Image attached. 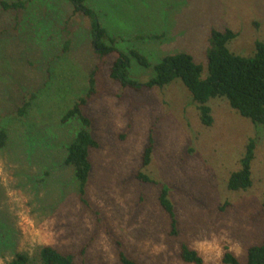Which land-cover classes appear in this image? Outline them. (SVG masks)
Instances as JSON below:
<instances>
[{"label":"rangeland","instance_id":"374dc122","mask_svg":"<svg viewBox=\"0 0 264 264\" xmlns=\"http://www.w3.org/2000/svg\"><path fill=\"white\" fill-rule=\"evenodd\" d=\"M87 6L119 52L134 49L148 59L150 67L130 62V78L140 84L178 53L193 56L206 77L213 29L235 31L229 48L241 56L264 42V0H88ZM74 11L69 0H29L17 11L0 3V130L9 137L0 148V264L19 253L39 264L45 245L74 255L75 264H120V251L138 264H189L180 254L184 244L202 264H223L226 252L246 262L247 249L264 242V126L224 98L210 100L214 122L202 124L180 80L140 91L112 80L118 53H96L90 20ZM95 68L96 92L83 112L99 147L90 153L84 204L75 170L65 164L82 122L63 118L88 96ZM25 101L31 106L20 115ZM251 139L253 185L231 191L229 178ZM164 187L177 236L159 201Z\"/></svg>","mask_w":264,"mask_h":264},{"label":"trees","instance_id":"16d2710c","mask_svg":"<svg viewBox=\"0 0 264 264\" xmlns=\"http://www.w3.org/2000/svg\"><path fill=\"white\" fill-rule=\"evenodd\" d=\"M29 0L14 2L0 1L5 11L22 10ZM73 3L75 14H82L91 22L92 46L101 57L118 53L110 77L120 82L125 87L140 91L143 88L164 87L175 80H180L190 92L193 102L199 111L200 120L206 126L213 125L212 109L208 105L210 100L224 98L229 105L243 118L252 121L255 125L264 126V42L256 43V52L252 56H241L231 51L229 44L236 39L237 33L232 29L211 31L210 48L207 54V75L204 77L205 67L197 63L188 53H178L166 56L155 66L156 76L146 83L140 84L130 78L129 69L131 59H135L141 66L150 67L148 59L137 50L128 53L119 52L116 40L111 37L107 29L99 22L95 12L87 6L88 0H69ZM157 38V37H156ZM108 41V43H107ZM95 68L90 76L88 96L79 98L63 118L64 122L70 119H79L82 128L68 148L65 164L75 170L79 183V193L82 203L87 204L86 187L92 169L90 161L91 150L99 147L98 141L91 133V120L84 115L87 100L96 92ZM31 106L30 101H25L19 114L23 115ZM8 133L0 130V148L6 146ZM154 148L153 140L145 150L143 166L147 167L151 161ZM256 142L251 139L247 150L241 159V167L231 174L228 189L231 191H246L252 187V162L255 159ZM139 179L149 182V177L139 173ZM160 204L170 216L172 230L171 236H177V219L172 202L169 199V189L162 188ZM262 206L264 209V192ZM181 258L185 263L202 264L203 259L198 251L187 245L181 247ZM120 264H138L124 252L118 253ZM39 264H75L72 254H63L52 246H42L38 253ZM6 264H30V257L26 253H19ZM223 264H264V242L250 246L247 249V261L242 263L231 252H226Z\"/></svg>","mask_w":264,"mask_h":264}]
</instances>
